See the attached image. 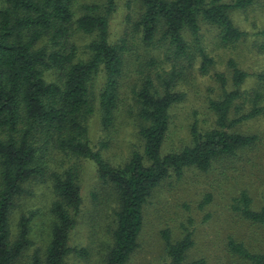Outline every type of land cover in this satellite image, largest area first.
I'll return each instance as SVG.
<instances>
[{"label": "trees", "instance_id": "trees-1", "mask_svg": "<svg viewBox=\"0 0 264 264\" xmlns=\"http://www.w3.org/2000/svg\"><path fill=\"white\" fill-rule=\"evenodd\" d=\"M74 1L0 0V264H71L72 256L90 255L96 264H126L137 247L144 206L163 180L179 179L188 168L208 172L258 141L238 127L264 116V71L249 74L233 58L224 70H214L202 30H214L215 45L234 48L247 33L229 12L264 9V0H122L125 26L116 40L108 33L114 0L76 7ZM73 32L89 37L80 50L68 40ZM258 48L264 51V43ZM194 68L200 75L211 70L216 84V94L205 100L211 123L193 122L188 140L164 151L170 109L184 99L181 87ZM46 72L54 78L47 80ZM248 76L252 83L243 87ZM125 94L133 104L139 146L114 165L103 150L117 118L129 114L122 109ZM93 114L102 133L95 143L87 125ZM56 153L60 158L51 167ZM79 159L93 163L100 189L108 190L97 201V191L91 192L95 206L111 200L94 250L68 242L82 209ZM42 184L52 196L48 237L45 246L32 247L28 225L35 212L17 213L13 232L11 223L22 200ZM210 199L205 194L198 207ZM228 209L250 224H264V205L254 207L245 189L230 198ZM191 222V217L181 222L175 238L168 226L159 230L166 256L159 264H206L187 258ZM225 248L247 264H264V251H250L231 237Z\"/></svg>", "mask_w": 264, "mask_h": 264}, {"label": "rangeland", "instance_id": "rangeland-1", "mask_svg": "<svg viewBox=\"0 0 264 264\" xmlns=\"http://www.w3.org/2000/svg\"><path fill=\"white\" fill-rule=\"evenodd\" d=\"M85 1L94 0H75V7ZM114 1L115 7L108 19V33L111 40H116L123 33L125 26L123 19L126 11L122 0ZM131 16L135 18L134 12ZM229 16L232 23L247 35L236 47L228 48L215 45L212 28L202 30L205 49L214 59V70H224L226 60L233 58L238 66L249 74L264 71V51L258 48L259 44L264 43L262 33L264 9L258 5L242 10L236 9L230 11ZM88 38L81 33L73 32L68 40L80 50ZM209 74L211 70L207 74L200 75L194 68L191 79L182 85L185 97L170 109V124L168 137L163 144L164 151L184 144L188 140L189 126L193 122L202 127L211 123V116L205 108V100L216 94V84ZM45 78L50 80L54 75L46 72ZM96 79L93 82L94 89L97 88L99 77ZM251 83L252 76H248L243 87H248ZM122 109L129 114L124 113L122 117L117 118L111 133L112 138L107 148L103 150V156L114 165L120 164L130 150L139 146L133 116L134 108L128 94H125ZM87 125L90 140L95 143L102 135L96 114L90 116ZM238 130L255 133L258 137L255 147L239 153L227 164L221 161L213 165L211 170L205 173L192 168L184 169L179 179L167 178L153 191L144 206L143 224L137 236V247L130 254L126 264H159L166 258L159 230L168 226L175 238L178 236L179 224L186 223L187 217L192 218V222L187 224V227L193 230V245L187 253L188 259L202 258L206 264H247L226 250L227 237L242 242L250 251H264V224H250L233 215L228 209L230 198L241 189H245L251 196L254 207L264 205V116L244 121ZM58 158H60L59 154L53 155L50 161L51 167L57 165ZM75 164L79 168L82 209L78 223L70 232L68 242L69 245L77 248L83 246L94 250L97 240L102 238L104 233L102 224L107 209L111 207V200H107V206L103 205L101 209L95 206L91 192L97 191V201L104 197L108 190L100 189L91 161L79 159ZM205 194H209L211 199L199 208L198 205ZM51 197L46 184L37 185L33 187L32 195L22 200L20 209L13 215L12 232L17 213L26 209L35 212L28 225V238L32 247H43L47 242L49 224L47 207ZM29 252L30 249L27 253ZM69 262L96 264V257L90 255L88 260H80L72 256Z\"/></svg>", "mask_w": 264, "mask_h": 264}]
</instances>
